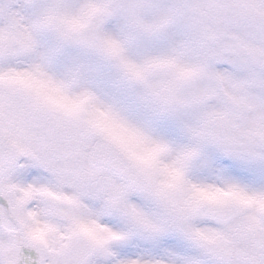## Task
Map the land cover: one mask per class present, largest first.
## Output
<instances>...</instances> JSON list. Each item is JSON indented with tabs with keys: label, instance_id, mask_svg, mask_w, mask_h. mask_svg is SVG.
<instances>
[{
	"label": "snow or ice",
	"instance_id": "snow-or-ice-1",
	"mask_svg": "<svg viewBox=\"0 0 264 264\" xmlns=\"http://www.w3.org/2000/svg\"><path fill=\"white\" fill-rule=\"evenodd\" d=\"M0 264H264V0H0Z\"/></svg>",
	"mask_w": 264,
	"mask_h": 264
}]
</instances>
